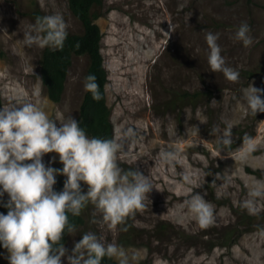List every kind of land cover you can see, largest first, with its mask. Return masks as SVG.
I'll list each match as a JSON object with an SVG mask.
<instances>
[{"label": "rangeland", "instance_id": "rangeland-1", "mask_svg": "<svg viewBox=\"0 0 264 264\" xmlns=\"http://www.w3.org/2000/svg\"><path fill=\"white\" fill-rule=\"evenodd\" d=\"M35 11L59 14L68 32H83L69 0H0V110L16 101L31 102L59 127L69 116L80 117L89 60L73 57L62 99L51 101L40 72L44 48L23 43ZM94 11L103 34L114 137L129 128L139 134L118 163L149 176L154 189L152 205L128 220L127 232L119 230L122 226L110 230L91 223L101 216L89 204L82 211L83 223L67 236V255L92 231L103 235L106 244L136 253L137 264H264V236L258 234L264 210L250 216L240 206L254 180L264 179V158L257 159L264 157V113L249 115L242 93L249 84L264 88V0H103ZM242 22L251 29L250 47L234 39ZM207 32L219 34L221 55L240 73L238 83L211 71ZM184 92L200 94L182 99ZM214 126L232 128L233 144L225 152L218 150ZM245 133L254 141L247 160L238 151ZM162 150L177 153L178 159L162 163ZM42 162L63 168L56 153L46 154ZM189 187L194 194L206 193L204 198L215 206V222L207 229L199 228L181 207ZM81 188L86 194L87 185L81 182ZM2 197L9 200L7 193ZM261 205L264 209V201ZM8 255L0 251V264H9ZM67 255L61 264H68Z\"/></svg>", "mask_w": 264, "mask_h": 264}, {"label": "clouds", "instance_id": "clouds-1", "mask_svg": "<svg viewBox=\"0 0 264 264\" xmlns=\"http://www.w3.org/2000/svg\"><path fill=\"white\" fill-rule=\"evenodd\" d=\"M67 27L59 14L38 16L23 33V43L28 47L62 51L68 37ZM250 30L249 24L242 22L234 39L250 47L253 43ZM218 39L219 34L205 35L208 65L212 72H220L229 82L238 83L240 73L227 66ZM84 90L91 93L93 100L102 99L95 75L85 78ZM242 93L249 115L256 117L264 113V88L249 84ZM212 134L218 137L220 152L231 148V126L223 129L214 126ZM138 135L136 129L129 128L112 139L89 137L72 116L57 127V122L34 103L5 104L0 110V197L7 193L9 200L4 205L7 214H0V245L9 254V264H61V258L67 255L63 236L77 231L75 224L70 223V216L79 217L89 204L101 216L99 221L94 218L91 223L106 225L110 230L122 226L119 230L127 232L128 220L147 207L154 189L149 176L137 168L124 169L118 163L119 156L127 152ZM242 140L238 151L247 160L254 151V141L247 133ZM49 153L59 156L62 169L45 166L42 158ZM159 158L162 163H172L178 154L162 150ZM57 175L67 177L59 193L53 189ZM81 182L87 185L86 194L82 192ZM187 191L189 198L181 207L199 228L212 226L216 219L215 206L204 198L206 193L194 194L191 187ZM262 201L264 179H255L240 206L250 216H257L264 210ZM258 234L264 236V227L258 228ZM104 240L96 232L84 233L71 255H67L68 264H102L105 257L115 259L117 264H137L136 253H129L115 243L106 244Z\"/></svg>", "mask_w": 264, "mask_h": 264}, {"label": "trees", "instance_id": "trees-1", "mask_svg": "<svg viewBox=\"0 0 264 264\" xmlns=\"http://www.w3.org/2000/svg\"><path fill=\"white\" fill-rule=\"evenodd\" d=\"M103 0H69V9L73 15L81 22L82 33L68 32V37L62 51H51L44 48L40 59V72L43 85L48 98L53 102H60L65 88V82L69 68L74 56L86 55L89 60L87 76H96L99 84L102 99L95 101L91 93L86 92L80 109L81 127L85 129L89 137L112 139L114 129L111 121V109L107 103L106 84L108 82V72L104 65V57L101 50L102 31L96 23L97 14L94 11L102 6ZM34 17H43L40 12L35 11ZM200 93L184 92L182 99L196 98ZM67 177L60 175L54 187V191H63ZM82 189V188H81ZM83 192V191H82ZM7 200L0 197V214L6 215L8 212ZM70 223L76 227L83 223L82 214L79 217H71ZM68 234L65 233L62 239L63 245L66 243ZM0 251H7L0 245ZM102 264H117L114 259L105 257Z\"/></svg>", "mask_w": 264, "mask_h": 264}, {"label": "bare ground", "instance_id": "bare-ground-1", "mask_svg": "<svg viewBox=\"0 0 264 264\" xmlns=\"http://www.w3.org/2000/svg\"><path fill=\"white\" fill-rule=\"evenodd\" d=\"M169 137H170V136H169ZM169 137H168V138H169ZM170 141H171V140H170ZM157 179H158V178H157ZM162 187H163V186H162ZM167 187H169V186H167ZM167 187H166V188H167ZM158 189H160V188L158 187ZM169 189H170V188H169ZM155 192H156V191H155ZM157 192H158V191H157ZM165 192H166V191H165ZM153 193H154V192H153ZM158 193H160V192H158ZM153 195H154V194H153ZM155 195H156V194H155ZM157 195H158V194H157ZM161 197H162V196H161ZM165 198H166V197H165ZM151 199H152V198H151ZM161 199H162V198H161ZM163 200H164V199H163ZM152 201H153V200H152ZM147 203H148V205H149V202H147ZM151 205H152V204H151ZM151 205H149V206H151ZM157 205H158V204H157ZM162 205H163V204H162ZM162 205H161V206H162ZM147 207H148V206H147ZM144 211H145V210H144ZM149 213H150V212H149ZM141 214H142V213H141ZM151 216H152V215H151ZM145 222H146V221H144V223H145Z\"/></svg>", "mask_w": 264, "mask_h": 264}]
</instances>
